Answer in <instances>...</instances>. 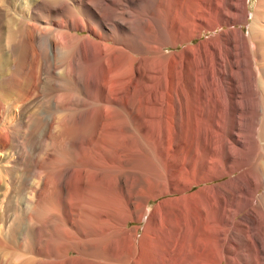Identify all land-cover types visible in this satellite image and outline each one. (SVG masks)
I'll return each instance as SVG.
<instances>
[{
    "label": "bare ground",
    "instance_id": "1",
    "mask_svg": "<svg viewBox=\"0 0 264 264\" xmlns=\"http://www.w3.org/2000/svg\"><path fill=\"white\" fill-rule=\"evenodd\" d=\"M247 6L0 0L1 227L13 216L0 264L22 252V264L57 263L52 234H39L54 193L85 212L82 257L66 251L57 264H244L241 246L264 253L262 200L254 217L229 218L240 189L264 187V0ZM249 108L251 166L223 180Z\"/></svg>",
    "mask_w": 264,
    "mask_h": 264
},
{
    "label": "rangeland",
    "instance_id": "2",
    "mask_svg": "<svg viewBox=\"0 0 264 264\" xmlns=\"http://www.w3.org/2000/svg\"><path fill=\"white\" fill-rule=\"evenodd\" d=\"M246 1L248 2L247 10H248L249 14H251L254 11V8H255L254 6H255L256 0H246ZM241 2H242V0H241ZM240 27L242 29V32L243 33H246L248 26L246 24H244V25H240ZM211 36H213V32L206 31V32H204L202 34V36L200 38H195L193 42L196 43V42H198L201 39L209 38ZM181 47H182V45H178V47L176 49H173V48L168 47L167 51H170L172 49L173 50H178ZM243 87L245 89L247 86L244 84ZM248 110H247V114L246 113L244 114V116H243L244 118H242L240 120V122L242 123V126H243L242 127V132H241V138H242V140L240 139V141L243 142L242 143L243 144V147L242 148L241 147H238V148H240V150H239V152L237 151L236 157L234 156L231 159L232 164H238V165H240V164H243L242 161H243L244 158L245 159L247 158V161L249 159V150H250L249 147H250V145H249V142L247 140H248V135L250 133V130H249V127H248V122H249L248 116H250V115H248V113L251 110H250V108ZM0 114H1L0 115V120H3V117L8 114L6 108L1 109ZM245 116H247V117H245ZM246 130H248L247 131L248 134H246ZM242 135H243V137H242ZM244 135H245V137H244ZM246 136H247V139H246ZM244 139H246V140H244ZM85 143L86 142H84V147H85ZM67 145L68 146L64 145L63 146L64 148L57 146L54 149H50L49 151H47V153L51 157H53V156L54 157H58V156H60L59 151H61V150H66V149H69L70 148L67 151H71V147L69 146V144H67ZM263 145H264V143H263ZM248 148H249V150H248ZM57 149H58V151H57ZM85 156H86V154H85ZM62 160H64V159H59V161L63 162V163L60 162L61 164L58 163L59 166L68 163V162H65V160L64 161H62ZM85 160H86V157H84V161ZM244 162H245V160H244ZM246 162H245V164H243V167L241 169H238V170L236 169V167L238 165H235V167L233 166L231 168V170H229V171H234V172H232L229 176H226V177L224 176L222 179L223 180L224 179H228V178L235 179L237 177L238 178H241L243 175H241V173L239 171H249V168L251 166L250 164H247ZM230 164H231V162H230ZM215 165H218V161L217 160L214 161V166ZM222 179H220V180H222ZM215 182H217V181H215ZM2 184H4V183H2ZM1 186H0L1 187L0 188V201H2V200L5 201V198L10 193L9 186L8 185L6 186V183L4 185H1ZM252 187H254V184L253 183H248L246 189H240L239 192H242V193H238L239 195L236 196L235 200L230 205V207H229V211H230L229 218H230V220L233 223L234 222H237L240 218L245 217V216H247L249 218L254 217L255 212L258 209L257 208V205H258L257 204V199H259V201L262 200L261 202L264 203V187H262L261 189H259L258 191H256V193H254L255 196H254V194L253 195L251 194L252 193V191H251ZM196 188H198V187L195 186L192 190H195ZM71 194H74L73 188H72ZM58 198H59L58 194L57 193H54V197L52 198L53 199V203H52V207H51L52 210L51 211H48V213L46 214L47 216L46 215L43 216L42 217L43 219L41 218L42 220L40 219V221H39V227H40L39 228V234H40V236H41L42 239L47 234H50V235L52 234L51 237H52V239L55 240V241H53L54 257H55L54 258V262H57V263L59 262L60 263L61 261H63L62 259H64V258H62V256L64 257V254L66 253V251H67V256H68L67 259H69L71 257H74V258L75 257H82V255H78L79 252L78 251H75V250H81V245L84 243V217H85V212H84V208L81 209V211H80V210H78L75 207L74 204H72L70 206H64L61 202H59ZM161 198L162 197H160L159 199H156V200L151 201L148 204V208L151 209L152 206H154L158 202V200H160ZM254 199H256V200H254ZM3 201H2V203H3ZM0 210H1V205H0ZM263 211H264V209L262 210V212ZM66 214H69V217H66ZM10 218H12V219H10ZM10 218L5 223L7 225H3L1 227V224L2 223L0 224L1 233H3L4 231H6V233L7 232L10 233V229H11L10 223L13 221V216L10 217ZM72 221H73V223H72ZM259 221L262 223L261 220H258V222ZM129 225L130 226H137L138 227V233H141V229H142V226H143V222H131ZM254 231H255V234L258 236V238H262L264 240V232H263V229L254 228ZM62 237H64V238H62ZM61 240H64V241L62 242ZM65 242H68V243H65ZM258 250H260V251H258ZM238 252L239 253H237V255H239V254L240 255H243L242 258H245L244 259V261H245L244 264H246V263L247 264H251L255 259H258V258H259L260 262L263 261L264 253L261 252V249L260 248L257 249V251H256L255 249H248L247 245H243V246L240 247V249H239ZM22 253L20 254L21 256H19V254H18V256H16L14 258L15 261L13 259L11 261V263H9V264H22L23 262H25L26 259H28L29 256H31L30 254L28 255V253L27 254L25 253L26 256L24 254L22 255ZM239 256H236V258L239 257ZM16 258H18V260ZM60 259H61V261H59ZM57 263H55V264H57Z\"/></svg>",
    "mask_w": 264,
    "mask_h": 264
}]
</instances>
